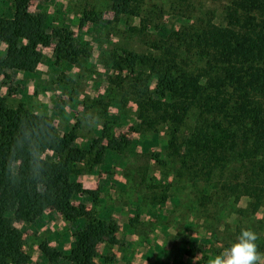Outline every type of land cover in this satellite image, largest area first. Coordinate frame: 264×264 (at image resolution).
<instances>
[{
    "label": "trees",
    "instance_id": "trees-1",
    "mask_svg": "<svg viewBox=\"0 0 264 264\" xmlns=\"http://www.w3.org/2000/svg\"><path fill=\"white\" fill-rule=\"evenodd\" d=\"M29 1L13 0L12 11L0 14V75L35 73L41 49L52 48L56 65L87 57L68 29L31 14ZM108 3L114 19H138L125 34L143 51L115 49L109 57L118 74L110 82L136 105L134 132H165L162 164L190 187L199 216L222 228L227 247L241 229L253 230L264 254V0ZM97 20L86 15L78 27ZM76 137L74 128L60 134L49 117L21 103L8 107L0 97V264H28L14 224L33 223L47 209L69 224L84 222L67 256L42 249L49 264H95L97 246L111 242L110 224L95 223L83 203L72 204L82 193L97 198L78 177L101 165L104 147L90 155L107 137L102 133L85 150L75 146ZM212 208L228 209V219ZM215 225L206 227L212 236Z\"/></svg>",
    "mask_w": 264,
    "mask_h": 264
},
{
    "label": "rangeland",
    "instance_id": "rangeland-1",
    "mask_svg": "<svg viewBox=\"0 0 264 264\" xmlns=\"http://www.w3.org/2000/svg\"><path fill=\"white\" fill-rule=\"evenodd\" d=\"M12 9L13 0H0V14H9ZM28 9L31 14H45L52 27L68 29L89 53L75 65L65 61L56 65L52 48L41 49L43 59L35 73L0 75V97L8 107L21 103L49 117L60 134L74 128L77 148L87 149L105 133L107 138L95 145L90 155L93 158L96 149L104 147L101 165L92 171L103 177L100 188L91 190L97 192V198L82 193L72 201L74 206L83 203L95 223L103 221L111 226V242L97 246L95 264H208L209 258L229 248L224 245L222 228L203 214L199 216L190 187L162 164L168 158L167 134L135 133L136 105L125 103L116 84L110 82L118 75L109 60L113 50L143 51L136 39L125 34L138 19H114L108 0H30ZM86 15L91 20L98 16L99 21L78 27ZM4 50L0 45V58ZM108 142L113 148L105 150ZM77 167L81 169L82 163ZM214 212L217 218L229 217L228 209ZM228 221L232 223V218ZM208 223L215 225L216 236L208 232ZM14 225L22 232L28 264H49L42 249L67 256L75 240L73 235L84 222L69 224L59 212L47 209L33 223ZM158 236L168 243V250L154 256L151 243ZM131 238L134 242H129ZM129 253L136 254L131 261L127 260Z\"/></svg>",
    "mask_w": 264,
    "mask_h": 264
},
{
    "label": "clouds",
    "instance_id": "clouds-1",
    "mask_svg": "<svg viewBox=\"0 0 264 264\" xmlns=\"http://www.w3.org/2000/svg\"><path fill=\"white\" fill-rule=\"evenodd\" d=\"M257 234L251 229H241L235 243L221 254L209 258L208 264H264V254L258 251Z\"/></svg>",
    "mask_w": 264,
    "mask_h": 264
},
{
    "label": "crops",
    "instance_id": "crops-1",
    "mask_svg": "<svg viewBox=\"0 0 264 264\" xmlns=\"http://www.w3.org/2000/svg\"><path fill=\"white\" fill-rule=\"evenodd\" d=\"M35 76L37 77V74ZM102 178L103 177L101 175H95L93 173H85V174L81 175L79 182L82 184L84 189L94 190V189L100 188V186H101L100 183H101V181H103ZM126 228L129 229V226ZM129 242H134V239L131 238L129 240ZM151 245L155 248V251H154L155 253H153V251H149V254L153 253L154 256H157V255L162 254V253H166L168 250V243L165 242V239L160 240L159 236L155 239L154 243H151ZM134 255H136V254L135 253L134 254L129 253L127 255V258H128L127 260L131 261L130 258ZM142 263L145 264L144 262H142Z\"/></svg>",
    "mask_w": 264,
    "mask_h": 264
}]
</instances>
